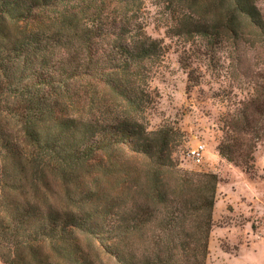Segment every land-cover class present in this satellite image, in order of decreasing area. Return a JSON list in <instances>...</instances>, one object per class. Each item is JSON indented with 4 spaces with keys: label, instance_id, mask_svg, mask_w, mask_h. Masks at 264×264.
Instances as JSON below:
<instances>
[{
    "label": "trees",
    "instance_id": "trees-1",
    "mask_svg": "<svg viewBox=\"0 0 264 264\" xmlns=\"http://www.w3.org/2000/svg\"><path fill=\"white\" fill-rule=\"evenodd\" d=\"M147 1L0 0L1 90L30 150L0 130L3 264H207L220 181L180 167L178 128L150 129L165 51L140 18ZM153 1L172 36L226 53L218 153L252 171L264 0Z\"/></svg>",
    "mask_w": 264,
    "mask_h": 264
},
{
    "label": "rangeland",
    "instance_id": "rangeland-1",
    "mask_svg": "<svg viewBox=\"0 0 264 264\" xmlns=\"http://www.w3.org/2000/svg\"><path fill=\"white\" fill-rule=\"evenodd\" d=\"M140 18L147 33L162 41L165 51L151 82L155 101L146 113L150 129L162 125L178 128L183 134L177 149L180 167L219 177L207 264H264V147H259L250 172L218 153L221 119L228 105L223 95L231 91L226 53L220 49L210 52L199 42L186 43L172 36L171 12L153 0L146 2ZM192 76L200 78V85L192 87ZM1 89L0 79V130L30 151L19 118L6 108V102L17 100L9 99ZM234 93L235 99L243 98L240 91ZM200 143L206 145V152L203 164L196 165L187 155Z\"/></svg>",
    "mask_w": 264,
    "mask_h": 264
},
{
    "label": "built area",
    "instance_id": "built-area-1",
    "mask_svg": "<svg viewBox=\"0 0 264 264\" xmlns=\"http://www.w3.org/2000/svg\"><path fill=\"white\" fill-rule=\"evenodd\" d=\"M206 152L205 144H197L195 147L189 149L188 158L191 159L196 165H201L204 162Z\"/></svg>",
    "mask_w": 264,
    "mask_h": 264
}]
</instances>
